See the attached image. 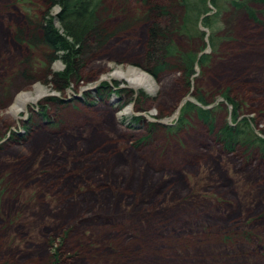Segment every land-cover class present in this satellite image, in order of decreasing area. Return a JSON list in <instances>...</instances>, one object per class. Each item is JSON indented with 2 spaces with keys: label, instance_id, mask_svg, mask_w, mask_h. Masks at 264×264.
Wrapping results in <instances>:
<instances>
[{
  "label": "rangeland",
  "instance_id": "1",
  "mask_svg": "<svg viewBox=\"0 0 264 264\" xmlns=\"http://www.w3.org/2000/svg\"><path fill=\"white\" fill-rule=\"evenodd\" d=\"M47 1L0 0V264H264V144L229 153L215 138L247 119L264 140V3L247 4L257 21L209 4L201 41L170 38L194 54L189 76L169 57L153 78L144 0H101L95 16L111 37H90L64 79L50 51L15 39L30 33L28 7L61 32L60 6ZM127 67L153 78V95L102 79ZM36 85L47 94L15 118L16 96ZM188 103L212 107V129Z\"/></svg>",
  "mask_w": 264,
  "mask_h": 264
},
{
  "label": "trees",
  "instance_id": "2",
  "mask_svg": "<svg viewBox=\"0 0 264 264\" xmlns=\"http://www.w3.org/2000/svg\"><path fill=\"white\" fill-rule=\"evenodd\" d=\"M17 1L25 6L33 5L31 0ZM100 1L48 0L47 4L60 6V13L56 19L59 21L61 32L53 26L55 17L50 16L47 10H38L39 14L33 16L28 7L25 11L30 33L27 36L22 30H18L15 33V39L24 41L23 38H25V43L32 51H35L34 49L50 51L49 61L61 60L65 66V71L60 76L64 79L72 78L78 73L80 63L78 57L81 55L82 49L90 48L87 45L89 44L88 39L93 37L95 39L94 46H100L111 37L105 29L99 27L95 16ZM249 1L264 3V0H167L165 5H160L154 0H144L143 11L140 12L141 19L150 21L146 57L149 63L157 64L149 68V73L153 78H156L159 73L170 67L167 58L171 57L178 59L183 64L184 76H189L196 62L194 54L179 51L174 47L170 38L175 35H182L188 39L194 37L199 39L200 35L196 30L200 20L212 30L213 25L210 24L209 16H207L209 4L218 9L217 16L222 14L224 8H233L236 11L244 12L251 20L257 21L254 11L247 5ZM155 17L159 20L163 17L166 18V25L161 26L162 24L155 20ZM211 33H213L211 36L214 37V32L211 31ZM199 41H201V37ZM211 46L215 47L212 42ZM206 60H208V56L201 55L197 63L202 65ZM222 95L225 101L233 106L234 119L235 113L239 109L238 104L229 99L226 93ZM199 102L203 103L201 99ZM184 112H194L200 120L212 129L214 118L211 111L188 103ZM215 138L229 153L234 152L236 147L261 148L260 145L264 144L263 139L253 134L251 124L247 119L239 121L237 125H223L215 132Z\"/></svg>",
  "mask_w": 264,
  "mask_h": 264
},
{
  "label": "bare ground",
  "instance_id": "3",
  "mask_svg": "<svg viewBox=\"0 0 264 264\" xmlns=\"http://www.w3.org/2000/svg\"><path fill=\"white\" fill-rule=\"evenodd\" d=\"M112 78L120 81H125L130 87L134 89H143L145 92H147L150 95L154 94L155 89L157 87L153 78L148 73H145L133 67H127L126 69L117 68L113 72L102 77V79H106V80H110ZM33 90H34L33 94H19L18 96H16L14 103L10 108V112L15 118L18 117L20 112L26 111L27 106L29 104L37 102L39 99H41L43 96L47 94V91L40 85H36ZM186 99L187 98L183 99L176 113L179 112L181 106L185 103ZM131 111H132V107L128 106L127 108H125L124 113L129 114L131 113ZM122 114L123 113H120L118 114V116Z\"/></svg>",
  "mask_w": 264,
  "mask_h": 264
},
{
  "label": "water",
  "instance_id": "4",
  "mask_svg": "<svg viewBox=\"0 0 264 264\" xmlns=\"http://www.w3.org/2000/svg\"><path fill=\"white\" fill-rule=\"evenodd\" d=\"M187 101H189L188 99H186ZM198 107L204 109V110H210L212 107H203L201 105H197Z\"/></svg>",
  "mask_w": 264,
  "mask_h": 264
},
{
  "label": "flooded vegetation",
  "instance_id": "5",
  "mask_svg": "<svg viewBox=\"0 0 264 264\" xmlns=\"http://www.w3.org/2000/svg\"><path fill=\"white\" fill-rule=\"evenodd\" d=\"M102 87H103V86L101 85V86H99L98 88L101 89ZM189 102H190V101H189ZM196 107H198V106L196 105ZM205 107H207V106H205ZM199 108H200V107H199Z\"/></svg>",
  "mask_w": 264,
  "mask_h": 264
}]
</instances>
